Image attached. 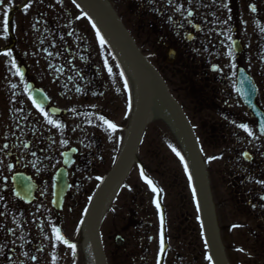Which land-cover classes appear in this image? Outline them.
<instances>
[{
	"label": "rangeland",
	"instance_id": "1",
	"mask_svg": "<svg viewBox=\"0 0 264 264\" xmlns=\"http://www.w3.org/2000/svg\"><path fill=\"white\" fill-rule=\"evenodd\" d=\"M108 1L129 26L133 36H135L147 55L164 69L174 85L176 96L193 119L197 132L199 131L198 137L202 143L204 158L208 162L210 180L213 185L219 226L220 230L223 229L221 230V236L227 258L231 264H264V218L259 210L260 207L251 211V206L248 207L247 205L251 192L254 191V194L256 193L257 195V191H261L264 185L259 187V184L256 183L257 180L255 179H258V175H253L252 178L249 173L241 172L240 168L234 164L231 150H227L226 146L229 140H222L221 142L218 135H212L209 130H200V128L202 129L201 126L209 127L211 124L217 125L222 122L218 117L201 109L194 103L192 97L195 92L189 90V87L185 85V69L179 71L182 68L181 65L176 70L170 69L165 60L168 53L167 50L158 53L152 49L153 38L151 32L149 29H144L137 24V16L129 7L130 0ZM220 1H222V4L218 6L219 18H217V23L208 29H231V26L228 25L229 14L227 7L223 0ZM12 3L16 5L18 0H12ZM13 4L11 6H14ZM259 4L260 6L254 3L253 0H240V6L237 11L240 13L241 18L240 21L234 23L236 29H240V35L247 47L245 63L252 73L259 71L262 64H264V0H259ZM250 5L255 6L256 9L260 7L257 12L260 10L259 15L263 14L261 18L252 15L249 8ZM197 8L198 6L196 5L191 6L194 11ZM215 8L216 4L212 3L211 0V3L207 5V9L211 11ZM183 10L185 12L186 9L183 8ZM75 12V19H77L79 18L77 8H75ZM86 20L84 18L85 22ZM18 21L21 22L20 25L24 29L28 28H25L28 24L24 20V16H18ZM87 24L89 26L88 21ZM183 47L186 46L183 45ZM229 49H231L230 45L227 47L225 41L221 42L219 37L214 36L212 50L218 53L217 59L226 65H229V60L227 61ZM180 73H183V75H180ZM118 83L121 85L120 77H118ZM260 88L259 97H261V103L264 105V78L260 81ZM231 91L234 93L233 88H231ZM109 98L107 97L105 102L97 103L98 106L103 107L107 116L116 121L118 125L127 126L132 110L129 112L128 106L125 105L121 98L114 96L113 101L109 100ZM156 113L159 115L156 116ZM164 115L158 111L154 112L157 120L152 122L147 131L144 142L140 147L137 163L132 166L119 193L112 200L109 211L105 215L102 223V234L106 251L108 255L114 254L116 256L115 238L118 235H122L126 237L127 244L125 251L120 254L121 258H126L125 256L128 253H136L140 258L143 257L144 260L137 259L134 264H158L161 257L159 251L160 219L155 203L160 194L167 214V236L170 248L164 259V264H210L209 260L206 259L208 252L202 238L196 197L193 196L194 186L192 180L191 182L189 181V168L188 172H185L184 168V164L188 166L184 148L179 143L178 133L169 126V122ZM90 122L95 124L94 130L96 133H101L99 129L103 131L101 145L98 142L96 143V146H101V148L95 149L96 157L99 155L100 157L99 161L94 160L93 163L91 162L89 169L87 168L89 170V190L86 189L85 194L81 191L82 196L80 191L70 193L71 198H69V201L76 206V209L68 221V229L66 225L64 227L67 234L70 235L69 242L76 245L75 255L66 245L57 241L49 243L44 253H35L27 245L26 264H88L89 262L85 245L84 243L80 244L78 237V233L82 232L83 229L81 221L84 220L85 209L89 205L91 193L95 191L101 182L96 177L103 179L108 174L117 160L116 145L120 138L122 141L125 138V133L122 132L120 135L118 130L111 133L107 126L99 121L96 123L90 120ZM233 128L235 127L231 126L230 130ZM235 131L238 130L235 129ZM245 134L246 132L242 130L241 135L244 136ZM229 137L226 136L227 139ZM250 142L251 136H248L247 143L249 144ZM247 147L251 150L254 148V146L249 145ZM173 149L180 153L184 163H181L180 156H177ZM213 157H217V159H212ZM262 157L264 160V154ZM261 168L258 180L264 181V162ZM141 170L145 174L143 177L141 176ZM82 178L81 174L79 179L83 181ZM148 180L152 181V185L160 190L159 194L151 190V187L146 182ZM246 181L247 185L242 187L241 183ZM76 194L79 195L73 197ZM136 204L139 206L140 216L134 220L130 215V211L136 209ZM141 205L145 207L143 210H141ZM254 205H257L256 202ZM261 207H264V205ZM0 213L4 215L5 209L2 208ZM8 214L10 213L5 215ZM149 214L152 216L151 220L148 217ZM3 215H0V217H3ZM132 220L139 222V225H145V227L142 230H134L137 228H134L136 225ZM16 225L17 223L14 226L10 225L8 229L10 231L16 229ZM147 225L148 228L146 227ZM131 227L133 229H130ZM5 237L6 233L0 235L1 264L5 262L4 255L1 254H9L13 248L11 244H6L8 238ZM136 238H138L137 241ZM151 239H153V242H150ZM241 249L242 251H240ZM177 253L180 254L178 257H181V259H174ZM33 256L36 257L35 263L32 262ZM19 260L20 254L18 253L9 264H18Z\"/></svg>",
	"mask_w": 264,
	"mask_h": 264
},
{
	"label": "flooded vegetation",
	"instance_id": "2",
	"mask_svg": "<svg viewBox=\"0 0 264 264\" xmlns=\"http://www.w3.org/2000/svg\"><path fill=\"white\" fill-rule=\"evenodd\" d=\"M5 10L4 4L0 5V19ZM31 12L34 18L31 29L21 25L13 29L9 25L7 33L0 29V53H12L11 57L0 54V193L7 196L14 190L15 176L28 180L37 194L50 191L52 176L62 164L63 151L60 150L63 147L69 149L71 143V139L64 138L67 143L62 144L61 137L76 129L85 133L84 127L73 125L74 115L80 113L74 100L87 99L92 86L95 87L93 93H105L106 90L101 66L94 64V51L86 44V36H76L73 24L68 21L73 8L65 0L59 4L56 0H35ZM191 30L196 33L201 29ZM45 49L53 55H47ZM13 60L23 74V80L11 67ZM77 87L81 91L77 92ZM36 91L44 94L47 100V106L40 108L50 119L63 125L61 129L49 125L32 104ZM80 145L85 146L84 141ZM73 177L72 166L68 170L70 183ZM14 204L22 221L19 233L25 238L27 209L35 205V213L30 212V216L42 223L40 213L47 205ZM6 218L10 219V215L4 216Z\"/></svg>",
	"mask_w": 264,
	"mask_h": 264
},
{
	"label": "water",
	"instance_id": "3",
	"mask_svg": "<svg viewBox=\"0 0 264 264\" xmlns=\"http://www.w3.org/2000/svg\"><path fill=\"white\" fill-rule=\"evenodd\" d=\"M79 3L97 22L99 27L114 40L129 65L138 76L140 85V96L137 116L135 119L133 133L128 146L121 157L117 167L107 178L104 185L98 192L95 202L88 217V228L91 241L96 253L98 264H105V258L98 235L99 218L105 198L108 196L111 187L130 165L136 149L142 139L144 129L149 117L150 108L154 99L160 98L172 110L184 133L187 143L188 154L191 162L194 181L198 191L200 208L202 211L206 241L210 255L215 264H226L220 252L214 231V222L210 206V196L200 151L195 140L192 128L185 118L180 106L170 95L165 83L156 70L147 62L140 51L135 47L129 35L125 32L119 20L102 0H75ZM238 91L245 105L256 116L259 129L264 125V114L255 103L256 88L252 81L241 72L238 81ZM262 133V132H261ZM264 135V133H262ZM61 200L60 197H58Z\"/></svg>",
	"mask_w": 264,
	"mask_h": 264
},
{
	"label": "snow or ice",
	"instance_id": "4",
	"mask_svg": "<svg viewBox=\"0 0 264 264\" xmlns=\"http://www.w3.org/2000/svg\"><path fill=\"white\" fill-rule=\"evenodd\" d=\"M56 2L59 4L61 2V0H56ZM74 2H75V0H74ZM188 2L191 4L193 2V0H188ZM215 2H216V0H212V3H215ZM169 3H171V0H169ZM30 7H31V3H29L27 5L25 11H27V8H30ZM177 10L179 11V9H177ZM255 10H256L255 6H252V11H255ZM6 13H7V9L5 10V17H4V22H3V27H4V32L5 33H7L8 30H9V22H8ZM187 16L188 17H192L193 16V12L192 11H188ZM93 27L95 28V24H93ZM68 35L71 36L72 33L69 32ZM97 38L99 39L101 46H103L104 43H105V41H104V38L100 35V32L99 31H97ZM61 39H63V37H61ZM52 47L55 48L56 45L53 44ZM45 52L49 56L53 55V53L52 52H48L47 49H45ZM0 54L4 55L6 57H11L12 56L11 51H7V52L0 53ZM229 56H231V52H229ZM69 63H71V61H69ZM11 67L15 68L16 73L20 76L21 80H23V74L21 73L20 69L18 67H16L15 60L12 61ZM105 67H107V62H105ZM56 70L62 72V69H60V68H57ZM108 72H109V75H111V73H112L111 68L108 69ZM121 77L123 78V73H121ZM12 87L15 88V85H12ZM124 88H125L126 91L128 90V82H127V80L124 81ZM76 91L79 92L81 90H80L79 87H77L76 88ZM33 103H35V101H33ZM37 107H38V110L41 112V114L44 115V118H45V120L47 121V123L49 125H52V126L56 127L57 129H61L63 127V125H61L59 122L50 119L48 117V114L45 113L42 108H39V106H37ZM128 110H129V112H131V110H132V100H131V96H129ZM99 119H100V121L102 122L103 125H106L107 126V128L110 130L111 133H114V132H116L118 130V126L116 124H114V123L110 122L109 120L105 119L103 116L99 117ZM238 127H240L249 136H252L253 135L252 131L249 129V127L247 125H245V124H239ZM120 130L122 131V129H120ZM261 132L264 133V125L261 126ZM61 143L62 144H66L67 142L66 141H61ZM4 147L7 148L8 146L5 145ZM73 151H76V150L73 149ZM173 151L176 152L175 149H173ZM33 155H35V153H33ZM176 155L177 156H180V153L179 152H176ZM243 155H244V157L246 159L249 158L248 152H244ZM180 159H181V163H184V160H183V157L182 156H180ZM212 159H217V157H213ZM184 168H185V172H188V166H187V164H184ZM141 176L142 177L144 176L143 170H141ZM96 179L97 180H100L101 182H103L102 179H101V177H96ZM191 179H192V177H191V175H189V181L190 182H191ZM146 182L149 184V186L151 187V190L154 193L159 194V191L160 190H158L156 187H154L152 185V181L148 180ZM256 183L264 185V181H261V180H257ZM195 194H196L195 193V189H193V196L194 197H195ZM260 199L261 200H264V196H261ZM156 206L159 209V207H160L159 206V203H157ZM85 213H87V209H85ZM0 215H3V213H0ZM160 219H161V228L163 229L164 220H163V216L162 215H161V218ZM81 223H83V221H81ZM234 227H238V226H234ZM11 231H14V230H11ZM53 234H54L55 240L57 242H60V243H62L64 245H66L69 249L72 250L73 255H75L76 245L73 244V243H70L67 239H65V237L61 234V230L59 228H53ZM53 246H55V245H53ZM165 250H166V248H165L164 235H163V231H161L159 251H160L161 254H163L165 252ZM240 251H242V249ZM32 259L35 260L36 257L33 256ZM206 259H208L209 262H210V264H211L212 257L211 256H207ZM158 264H159V262H158Z\"/></svg>",
	"mask_w": 264,
	"mask_h": 264
},
{
	"label": "bare ground",
	"instance_id": "5",
	"mask_svg": "<svg viewBox=\"0 0 264 264\" xmlns=\"http://www.w3.org/2000/svg\"><path fill=\"white\" fill-rule=\"evenodd\" d=\"M156 106L159 110L164 109L163 103L159 100L155 101Z\"/></svg>",
	"mask_w": 264,
	"mask_h": 264
}]
</instances>
